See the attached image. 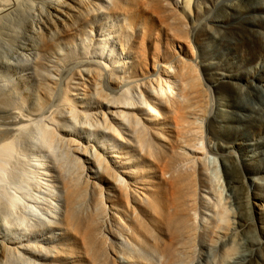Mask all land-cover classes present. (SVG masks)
I'll return each instance as SVG.
<instances>
[{
	"label": "bare ground",
	"instance_id": "6f19581e",
	"mask_svg": "<svg viewBox=\"0 0 264 264\" xmlns=\"http://www.w3.org/2000/svg\"><path fill=\"white\" fill-rule=\"evenodd\" d=\"M106 1L0 0V264L21 258L26 264H43L51 257L54 246L49 244L47 250H42L41 240L30 232H35L39 225L53 223L54 218L75 216L78 193L73 187L75 178L78 184L91 180L92 188L98 184L95 180H100L105 185V195L100 192L101 206H104V197L116 215L125 209V196L129 191H132L131 199L141 200L137 203L147 215L143 220L155 233L146 247L147 252H154L149 264H183L182 257L193 247L197 231L201 232L197 240L200 261L209 263L211 258L213 264H231L240 255V240L248 235L245 229L255 223L249 198L256 196L249 195L244 181L247 172L251 174L253 170L247 171L230 153L222 152L221 145L213 149L209 144L210 133L217 134L215 117L222 120L225 130L233 119H239L237 110L250 108V112L259 113V109L246 100L254 101L255 88L264 93L263 86H259L263 83L252 80L248 90L231 80L220 82L213 76L206 78L207 84L201 81L193 61L171 57L165 62L153 56V73L139 74L140 70L134 68V75L130 74L113 87L114 80L120 79L114 75L116 68L109 72L104 63L101 65L92 59L103 56L104 52H107L106 57H112L108 54L119 56L112 49L105 51V45L114 38L110 29L99 34L101 37L94 43V50H99L94 51L93 56L90 53L91 58L79 61L88 67L76 71L77 81H68L73 75L66 79L63 74H70L66 68L73 63H62L68 55V46L62 39L74 29L75 20L84 21L88 9L108 14L106 21H113V8L105 6ZM180 2L181 14L200 18L193 0ZM223 4H229L230 11ZM138 5H145V1L138 0ZM206 8L207 5L204 10ZM213 9L221 16L219 41L229 39L230 48L237 49V37H244L246 43L256 39L263 17L254 21L248 16L264 14V0H217ZM237 10L242 11L243 22L235 13ZM204 19L209 20L207 16ZM100 26L104 30L105 22ZM116 63L120 68L125 62L119 59ZM84 85L94 89L92 92L100 103L112 108L109 119L103 117L97 122L86 109H77V106H85L78 96L89 95ZM215 99L221 112H215ZM185 109L191 119L181 116ZM80 115L88 124L82 122L78 126ZM168 118L182 133H190L192 162L188 168L176 166L166 171L168 162L158 160L152 173V169L138 164L143 161L142 150L138 154H129L126 150L136 146L133 137L137 134L159 133ZM201 122L205 123L208 137L203 135ZM99 128L102 136L97 139L94 131L100 132ZM78 129L83 130L87 141L96 139L100 151L92 145L76 142L74 138H83ZM215 150L218 158L212 160L214 174L211 176L206 160L207 154ZM76 152L85 158L77 156ZM131 163L138 167H124ZM63 172H70L74 177L68 183L62 182L59 176ZM257 178L252 181L253 189L264 190V175ZM137 189H140L139 194ZM252 204L258 206L259 224L264 223L263 202L252 201ZM198 213L199 221L196 220ZM130 219L129 233L141 237L145 231L133 223L134 217ZM253 231L258 233L255 226ZM49 238L51 236H47ZM256 241L249 243L246 254H241L244 264H264L263 257L261 261L258 259L260 254L264 255V240L257 237ZM64 254L70 257V250L64 248ZM122 258L128 260L127 256L122 255ZM140 258L134 256L130 262L145 264Z\"/></svg>",
	"mask_w": 264,
	"mask_h": 264
},
{
	"label": "rangeland",
	"instance_id": "374dc122",
	"mask_svg": "<svg viewBox=\"0 0 264 264\" xmlns=\"http://www.w3.org/2000/svg\"><path fill=\"white\" fill-rule=\"evenodd\" d=\"M144 1L145 5L143 6L138 5V0L135 2L130 0H110L109 2L107 0L103 2L105 6L113 8V14L111 15L113 21L111 22L106 21V15L108 14L99 13L98 10H95V13V11L90 9L86 11L83 22L79 19L75 20L74 29L62 39V42L68 46V55L62 63H73L72 66L69 65L66 68L70 71V74L66 72L63 76L68 79L73 75L68 81L76 82L78 78L76 77V71L82 69V67H88L81 65L83 63L79 61L87 59L92 53L93 56L94 51L99 50H94L96 45L94 43H97L96 41L101 37L99 34L109 32L108 30L110 29L114 38L110 39L109 43L105 45V51L112 49L119 53V56L108 54L112 55V57H106L107 52H104L103 56H94L92 59L96 63L99 62L100 64L101 62V65L104 63L103 65L109 72L112 68H116V74L114 75L116 77L119 76L120 79L116 81L113 79V87L121 84L120 82L123 79H127L130 74L134 75V68L140 70L139 74L142 72L143 74L153 73L152 58L156 56L161 61H169L172 59L171 57L175 59L183 58L186 62L193 61V64L197 65L198 72L202 78L201 81L207 84H209V81L206 78L215 76L220 82L231 80L238 87H244L248 90H250L248 84L251 85L252 80L258 84L263 83V85L259 86L264 88V38H262L264 35V21L257 29L254 41L246 43L244 37L239 36L237 37L238 48L231 49L230 45L232 42L230 43L229 39L219 41L217 38V33L222 26L219 11L213 9V5L217 0H193L195 8L200 13V18L195 17V19L192 14L187 17L181 14L180 0ZM205 5L208 6L207 10L205 9L206 12L204 10ZM223 5H225L227 11H230L229 4ZM235 13L240 16L239 19L243 22L242 11L237 10ZM87 14L88 16H86ZM205 16L209 19L207 22L204 19ZM259 16H262V20H264V14L259 13L249 15L248 18L255 21ZM104 22L105 26H102L104 27V30H102L100 24ZM195 25L196 27H194ZM85 37H88V40L83 41L82 39ZM119 59L125 62L120 65V68L116 67V62ZM260 65H263V67ZM256 76L262 79H258ZM100 79L101 77L97 79V83H99ZM103 85L101 84L102 88ZM84 86L89 95L83 97L85 99L82 96H78V100L82 101L85 106H77V109H86L97 122H100L103 117L109 119V112L112 108H108L106 103L98 101V98L92 92L94 89H88L86 85ZM124 88L126 87L124 86ZM103 92L112 94L108 91ZM253 92L256 93L254 101L246 100V102L257 107L259 113L250 112V108L237 110L236 116L239 119H233L225 130L222 129V120L219 117H215V125L217 126L215 131L217 134L213 135L210 133L211 142L209 144L213 149L216 148L217 150L221 145L222 152L230 153L247 171L251 168L253 170L251 174L247 172L244 181L248 186L249 195L251 193V195L253 194L254 196L255 194L256 196L255 198H249L251 215L255 223L245 229V233L248 232V235L240 240V246L238 247L240 255L231 264H242L241 254L248 252L249 243L251 245L252 242H257V237L260 240H264V223H262L263 226L261 223L259 224L258 206L252 204V201H256V203L262 201L264 204V190L260 188L253 189L252 186V181L255 178L258 179L257 177L264 175V93L258 91V88H255ZM215 100V112H218V110L221 112L222 108L217 99ZM230 115L232 118L234 117L233 114ZM241 115L245 118H242ZM181 116L191 119L188 118L191 116L186 109ZM77 118L80 121L78 126H81L82 122L88 124V121L82 115ZM201 125L204 137H208L205 123L201 122ZM95 128L97 129L98 126ZM99 129L101 133L93 130L98 137L97 139L102 136V129ZM78 133L83 138H74L76 142L80 145H92L97 151H100V144L96 142V139L93 142H89L86 139L87 136L82 134V129H78ZM92 138H95V136ZM133 138L136 140V146L134 148L130 147L126 151L129 154L136 152L138 154L142 150L144 154L141 159L143 161H139L138 164H144L146 168L152 169V173L158 160H166L168 162L166 171H170L176 166L185 169L191 165V158L194 155L189 149L192 144L191 135L190 133L188 135L182 133L178 127L174 126L170 118H168L167 123L159 133H141ZM119 148H122V146L119 145ZM216 150L215 153L207 154L206 164L208 175L211 176L214 174L212 160L218 158ZM75 154L82 157V159L85 158L81 153L76 152ZM138 164H126L124 167L137 168ZM242 171L244 172V170ZM59 177L60 181L68 183L74 176L70 172H63ZM168 177L169 173L165 174V178L167 179ZM76 179H74L76 185H73L78 192L74 206L75 216H65L61 219L54 218L52 219L53 223L47 226L46 224L39 225L35 228V232H30L33 236L38 237V240H41L39 245L42 250H47L46 248L49 244L54 246V251L50 254L51 257L44 260L43 264H132L130 259L132 260L134 256L141 257L140 259L145 264L152 262L154 252H147L146 247L149 246L155 233L151 231V227L148 228L146 226V221L143 220V216L146 217L147 215H144L145 213L141 208L143 206L137 203H140L141 200L136 199V197L135 200L133 197L131 199L132 191L127 190L129 193L127 197L125 196V209L116 215L109 207V202L104 200V197V206H101L100 192L104 191L105 185L100 180H95L98 184L92 188L91 180L81 183L84 185L82 186L77 183ZM137 190V192L135 191L136 193L140 189ZM202 192L204 193V191ZM103 194L105 195L104 192ZM61 202L62 200L60 204ZM126 205L128 206L126 207ZM131 217H134L133 223L136 222L138 227L145 231L141 237H135L129 233ZM189 217L191 218L190 215ZM199 218L200 214L198 213L196 220L199 221ZM149 219L152 221V217ZM21 224L22 226L25 225L24 223ZM254 226L257 228V234L253 231ZM47 236H51V238L47 239ZM200 236L201 232L197 231L193 247L188 248V253L182 257L183 264H213L211 258L209 263L198 259L200 248L197 246V240L199 241ZM64 248L70 250V257L64 254ZM262 253H264V248ZM122 255L127 256L128 260L122 258ZM260 257L264 258V255L260 254L258 257L259 261H261ZM157 258L156 256L155 259ZM25 262L21 258L20 260L10 259L6 263L26 264Z\"/></svg>",
	"mask_w": 264,
	"mask_h": 264
}]
</instances>
